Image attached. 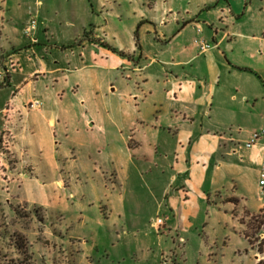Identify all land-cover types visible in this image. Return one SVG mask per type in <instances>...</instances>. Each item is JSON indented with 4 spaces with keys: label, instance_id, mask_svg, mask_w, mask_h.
<instances>
[{
    "label": "rangeland",
    "instance_id": "374dc122",
    "mask_svg": "<svg viewBox=\"0 0 264 264\" xmlns=\"http://www.w3.org/2000/svg\"><path fill=\"white\" fill-rule=\"evenodd\" d=\"M170 1L104 0L89 25L72 15L79 0H0V264H264L252 149L237 211L235 185L215 173L223 182L184 205L177 228L170 206L180 175L164 156L168 141L140 137L160 115L151 93L161 86L128 67V54L138 61L146 42L169 60L197 38L189 30L165 39L159 9ZM183 4L208 15L196 27L234 32L221 50L249 68L222 80L207 113L243 138L264 130V82L251 71L264 68V0Z\"/></svg>",
    "mask_w": 264,
    "mask_h": 264
},
{
    "label": "crops",
    "instance_id": "0c3cea01",
    "mask_svg": "<svg viewBox=\"0 0 264 264\" xmlns=\"http://www.w3.org/2000/svg\"><path fill=\"white\" fill-rule=\"evenodd\" d=\"M183 1L171 0L159 9L160 26L164 31L165 39L166 35H169L170 45L174 44L175 38L182 31L184 33V31L192 30L197 36L191 42L192 44L176 45L175 55L169 60H163V48L154 51L146 42L140 45L138 61L128 54L133 61L128 64V67L143 73L144 81L153 82L155 78L161 86V90L151 93L156 98L154 107L160 115L155 118L152 126L142 128L140 137L148 139L150 134H154L158 137L163 136L168 141L163 144L164 156L167 160L173 157L171 161L169 160L170 166L180 175L177 193L170 206L173 218L171 223L177 228L182 225V207L192 203L197 194L204 197L206 185L210 184L214 187L213 185L223 182V179L213 180L215 173L220 178L222 174L227 175V178L224 176L223 178L231 184V190L235 185L232 193L238 199L237 204L234 205L237 211L241 200L239 197L242 185L241 164L247 157V150L252 149L249 160L253 159L257 163L256 172L260 174L261 166L257 161L264 148L262 141L252 148L245 146L255 131L247 132L248 137L243 138L240 135L244 133L242 129L234 134L226 121L214 120L212 114L207 113V109L213 106L222 80L225 81L234 73L244 75L249 68L240 66L237 62H231L221 50L234 32L220 35L217 29H212L213 25H211V32L201 26L196 27L195 24H198L200 19H207L208 15H201L197 10H191L189 5L183 4ZM103 2L104 0H79L81 5L76 7L78 10H74L72 15H80L84 24L91 25L94 21L93 13L95 14V11L104 5ZM202 5L207 8L204 3ZM110 20L114 19L105 18L107 26ZM225 24L227 27L234 25L229 19L225 20ZM152 25L154 21L149 20L145 27L152 29ZM195 40H204L207 43L212 40L215 44L209 51L201 52L194 44ZM251 71H256L264 82V68ZM37 72L34 70L32 74ZM144 119L148 120L147 117ZM49 124L53 126L54 121L49 120ZM149 153H151L150 150ZM231 200L228 198L229 205L232 207Z\"/></svg>",
    "mask_w": 264,
    "mask_h": 264
},
{
    "label": "built area",
    "instance_id": "2783aa9c",
    "mask_svg": "<svg viewBox=\"0 0 264 264\" xmlns=\"http://www.w3.org/2000/svg\"><path fill=\"white\" fill-rule=\"evenodd\" d=\"M31 28H34V25L31 26ZM200 31V30H199ZM194 44L196 46L199 47V49L201 50V52H207L212 48V45L205 42L204 40H195ZM34 104H38V103H34ZM264 140V130L262 131H255L252 135L251 138L248 142H246L245 146L247 148H252L254 146H256L259 142ZM260 184L261 186H264V162H262L261 164V172H260ZM163 224V218H157V220L155 221L154 226H161Z\"/></svg>",
    "mask_w": 264,
    "mask_h": 264
}]
</instances>
